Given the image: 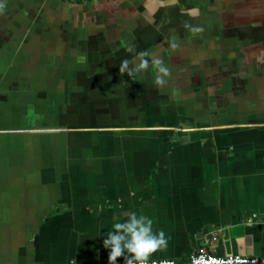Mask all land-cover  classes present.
I'll return each instance as SVG.
<instances>
[{
	"label": "crops",
	"instance_id": "0c3cea01",
	"mask_svg": "<svg viewBox=\"0 0 264 264\" xmlns=\"http://www.w3.org/2000/svg\"><path fill=\"white\" fill-rule=\"evenodd\" d=\"M130 47L166 86L119 73ZM132 212L150 259L264 257V0H6L0 264L109 263Z\"/></svg>",
	"mask_w": 264,
	"mask_h": 264
},
{
	"label": "clouds",
	"instance_id": "9594fccd",
	"mask_svg": "<svg viewBox=\"0 0 264 264\" xmlns=\"http://www.w3.org/2000/svg\"><path fill=\"white\" fill-rule=\"evenodd\" d=\"M6 8V0H0V13ZM193 34L202 32L200 27L185 25ZM170 47L176 48L178 44L173 40ZM131 59H123L119 66L120 74L129 77L141 76L151 70L153 83L158 88L166 86L171 76L170 69L164 60L152 51L144 50L136 52L129 48ZM168 239L163 231L156 232L153 229V220L145 215L135 212L128 214L126 220L116 222L112 230L108 231L103 240V246L109 249V264H117L118 258L123 257L125 264H148L153 253L166 248ZM73 264H76L74 261Z\"/></svg>",
	"mask_w": 264,
	"mask_h": 264
},
{
	"label": "built area",
	"instance_id": "2783aa9c",
	"mask_svg": "<svg viewBox=\"0 0 264 264\" xmlns=\"http://www.w3.org/2000/svg\"><path fill=\"white\" fill-rule=\"evenodd\" d=\"M70 264H73V262ZM99 264H109V263H99ZM117 264H125V262H121ZM148 264H178V263L172 259H149ZM187 264H264V257L249 256V255L243 256V255H233V254L218 256L214 254L208 247L201 246L191 256Z\"/></svg>",
	"mask_w": 264,
	"mask_h": 264
},
{
	"label": "water",
	"instance_id": "95a60500",
	"mask_svg": "<svg viewBox=\"0 0 264 264\" xmlns=\"http://www.w3.org/2000/svg\"><path fill=\"white\" fill-rule=\"evenodd\" d=\"M186 138V139H185ZM179 140L181 141V142H184L185 140H187V137H179Z\"/></svg>",
	"mask_w": 264,
	"mask_h": 264
}]
</instances>
